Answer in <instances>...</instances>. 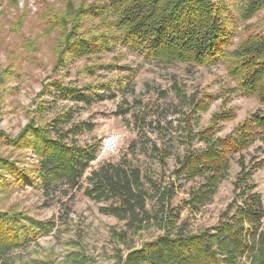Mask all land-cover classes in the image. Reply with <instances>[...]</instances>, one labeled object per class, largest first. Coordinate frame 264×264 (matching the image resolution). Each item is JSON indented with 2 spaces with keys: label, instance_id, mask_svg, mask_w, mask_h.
Here are the masks:
<instances>
[{
  "label": "rangeland",
  "instance_id": "obj_1",
  "mask_svg": "<svg viewBox=\"0 0 264 264\" xmlns=\"http://www.w3.org/2000/svg\"><path fill=\"white\" fill-rule=\"evenodd\" d=\"M43 1L18 0L14 8L12 0H0V160L11 161L34 176L38 162L35 154L12 141L28 125L48 127L68 112L72 114L68 127L82 123L95 126L93 133L77 137L79 145H96L101 149L104 138L112 133L121 135L122 141L115 153L91 165L77 190L60 188L46 193L33 186L0 185L1 212L16 211L55 224L50 234L14 251L9 256L11 264H123L129 253L165 234L159 223V196L146 179L160 188L175 190L167 206L168 213L178 217L172 235L180 230L186 235L216 233L224 223L238 221L237 209L246 205L236 187L244 177L242 162L246 167L244 173L249 174L243 187H254L249 195H259L264 207V141L259 138L242 154L234 156L228 176L198 211L185 205L205 185V180L187 181L176 174L188 152L205 151V143L197 135L208 130L217 114L230 118L220 124V131L214 135L216 140H224L245 122L250 124L251 117L262 109L256 97L239 90L237 81L229 76L231 64L227 60L205 67L149 60L130 47L115 44L111 39L119 33L104 21H96L81 28L80 35L97 28L99 40L114 43L113 50L68 58L56 73L63 38L60 39V28L55 27L57 20L53 16L46 20L38 16L43 4L54 5L56 0ZM86 4L100 3L87 0ZM55 6L62 11L59 4ZM237 23L239 31L233 50L248 34L263 31L264 10L248 23ZM30 43L35 46L29 48ZM132 77L130 87L121 90L120 84ZM58 83L87 95L110 96L91 106L63 101L58 98ZM197 104L205 110L196 113ZM124 111L127 114L121 116ZM108 164L140 170V194L147 199L149 217L146 220L144 214L138 215L143 220L141 230L131 218L120 221L103 213L102 209L110 207L112 201L97 203L85 195L92 172ZM1 175L7 180L11 178L0 166ZM245 227L249 229L250 224L246 222ZM260 233H264V218ZM248 236H243L245 242H249ZM249 239V245H254L253 236ZM249 256L242 258V264H250Z\"/></svg>",
  "mask_w": 264,
  "mask_h": 264
},
{
  "label": "trees",
  "instance_id": "obj_2",
  "mask_svg": "<svg viewBox=\"0 0 264 264\" xmlns=\"http://www.w3.org/2000/svg\"><path fill=\"white\" fill-rule=\"evenodd\" d=\"M86 1L56 0L62 11L54 8L56 4H43L44 8L38 12L40 19L53 16L57 20L55 27L60 28L58 34L60 39L63 38L56 73L59 65L65 66L62 63L68 58L110 52L115 43L132 48L146 59L168 65L180 63L205 67L227 60L231 64L229 76L237 81L239 90L259 100L262 109L251 117L250 124L245 122L224 140H216L214 135L229 117L217 114L208 130L197 135L200 142L205 143V151L200 154L188 152L180 161L176 172L178 177H185L187 181L205 180V185L193 193L185 205L189 210L198 211L212 199L219 184L228 176L234 156L242 154L258 138L264 141V29L260 33L248 34L233 50L239 31L238 20L248 23L257 18L264 10V0H97L100 4L91 6ZM12 2V6L17 7L18 0ZM96 21H104L103 24L119 33L111 39L113 44L107 40L100 41L97 28H91L87 37V33L80 35L81 28ZM34 46L28 44L29 48ZM133 79H126L128 82L121 83L119 88L126 90ZM56 89L58 98L63 101L86 106L110 96L87 95L60 83L56 84ZM199 105L194 107L196 113L205 110ZM126 114L127 111L120 113L121 116ZM71 122L72 114L68 112L48 127L28 125L12 142L35 154L38 162L34 176L11 161L0 160L4 172L11 176L7 180L5 175H1L0 185L16 188L33 186L46 193L60 188L66 191L79 189L100 148L96 145L82 146L77 142L78 136L94 132L93 124L68 127ZM241 164L244 177L236 187L240 189L239 196L245 199L246 205L237 209V222L224 223L216 233L207 231L186 235L180 230L172 235L177 229L178 217L169 214L167 206L175 190L172 187L160 188L146 179L159 196V223L165 234L129 253L123 264H242L241 260L246 255H250V264H264V233L258 234L264 207L259 195H249L254 187H243L249 174L244 173V162ZM89 183L90 187L85 190L87 197L97 203L113 202L110 207L102 209L103 213L120 221L131 218L134 226L141 230L143 220L138 215L141 213L147 217L148 211L147 199L140 194L142 176L139 169L104 165L92 172ZM246 222L250 224L249 229L245 227ZM54 227L53 222L38 221L16 211H0V264H11L9 256L14 251L35 243L50 234ZM245 233L249 234V242L243 240ZM252 236L254 245H249Z\"/></svg>",
  "mask_w": 264,
  "mask_h": 264
},
{
  "label": "built area",
  "instance_id": "obj_3",
  "mask_svg": "<svg viewBox=\"0 0 264 264\" xmlns=\"http://www.w3.org/2000/svg\"><path fill=\"white\" fill-rule=\"evenodd\" d=\"M121 141L122 137L118 133H112L105 137L102 143V148L100 149V153L93 163L100 161L101 157L103 156L115 153L118 150V146Z\"/></svg>",
  "mask_w": 264,
  "mask_h": 264
}]
</instances>
